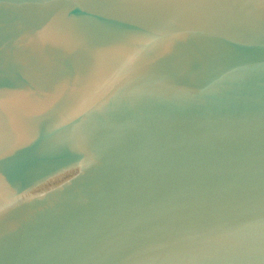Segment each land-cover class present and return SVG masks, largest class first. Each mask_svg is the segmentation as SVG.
Here are the masks:
<instances>
[{"label":"water","instance_id":"obj_1","mask_svg":"<svg viewBox=\"0 0 264 264\" xmlns=\"http://www.w3.org/2000/svg\"><path fill=\"white\" fill-rule=\"evenodd\" d=\"M0 264H264V0H0Z\"/></svg>","mask_w":264,"mask_h":264}]
</instances>
